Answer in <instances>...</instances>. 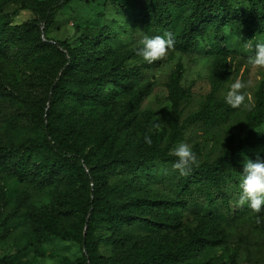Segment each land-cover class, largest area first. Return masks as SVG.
Here are the masks:
<instances>
[{"label":"rangeland","instance_id":"rangeland-1","mask_svg":"<svg viewBox=\"0 0 264 264\" xmlns=\"http://www.w3.org/2000/svg\"><path fill=\"white\" fill-rule=\"evenodd\" d=\"M227 1L231 12L248 13V0ZM32 17L30 11L23 10L13 18V24L21 26ZM108 28L118 34L109 42L111 49L123 56L122 66H140V74L132 94L112 83L106 84L112 85L109 92L114 90L111 92L116 108L113 113L101 109L97 116H91L84 111L87 104L83 103L75 114L67 116L73 131L64 137L63 143L80 146L85 154L82 165L85 176L77 184L69 183L61 171L35 169L34 160H49L52 155L49 148H32L46 133L44 113L49 108L41 96L47 86L41 82L38 58L29 57L23 46L16 51L11 45L12 35L2 34L0 147L11 149L12 153L1 156L0 259L7 258V264H84V252L75 238L82 215L77 201L84 195L113 202L129 214L126 223L109 224L105 215L94 221L91 229L102 238L99 248L104 256L133 260L141 259L148 251L179 250L190 242V234L194 233L208 241L206 248L192 253L184 262L172 264H248L249 253L257 264H264V225L255 222L259 214L247 205H236L240 174L235 173L223 191H218L194 171L190 191L182 192L179 187L182 175L172 168L174 162L138 158L133 160L135 170H131L124 157L127 142L157 131L162 135L159 147L164 151L170 153L181 142L187 143L197 155L199 166L212 164L227 148L238 146L247 136V110L234 109L222 122L191 124L189 121L190 114L199 110L210 93V39L187 53L171 49L159 65L145 67L148 63L135 52L142 37L150 36L147 26L141 27L105 0H74L57 13L52 26L42 30L40 42L66 41L77 47L83 34L99 35ZM225 34L233 55L232 76L216 95L224 98L230 84L242 79L249 85L246 92L253 108L264 69L249 65L242 45L252 38L234 16L225 26ZM259 40L264 42L262 37ZM179 62L184 66L181 86L190 90L189 98H178L169 84L170 74ZM87 66L82 68L88 71L95 68ZM90 77L96 78L97 74L79 72L69 76L65 86L84 87ZM143 89L149 92L146 96ZM134 95L140 101L130 105L129 98ZM62 107V104L57 106L56 116ZM81 112L87 121L81 120ZM159 121L163 124L157 129L154 124ZM257 133L264 137V124ZM17 150L27 158L29 174L23 179L11 170L19 159ZM257 156L264 159V146L244 147L237 152L235 160L243 164L245 158ZM110 163L116 168L105 167ZM223 194L227 195L229 206ZM172 205L181 213L171 212Z\"/></svg>","mask_w":264,"mask_h":264},{"label":"trees","instance_id":"trees-1","mask_svg":"<svg viewBox=\"0 0 264 264\" xmlns=\"http://www.w3.org/2000/svg\"><path fill=\"white\" fill-rule=\"evenodd\" d=\"M72 1L74 0H0V44L3 43L2 34L10 33L11 45L16 51L23 46L28 50L29 57H37L36 64L41 68V82L47 86L41 96V100L49 108L48 112L44 113L46 133L43 139L33 143L32 148H49L52 155L49 160H34L35 169L50 173L61 171L69 183L77 184L85 176L82 167L85 154L84 148L63 143L64 137L73 131L67 116L75 114L76 109L83 103L87 104L84 111L91 116H97V112L101 109L113 113L116 108L111 92L114 90L105 92L106 84L112 83L127 94H132L140 74V66L129 68L122 66L123 56L118 51H113L109 42L118 34L110 28L101 31L99 35L83 34L81 44L77 47H72L66 41H57L54 44L41 43L42 30L52 26L57 13ZM105 2L117 7L129 19L138 22L141 27L147 26L150 32L149 37L163 35L165 32L171 33L174 38V47L171 49H178L182 53L198 48L202 41L209 38L212 54L210 93L199 110L190 114L189 121L191 124L208 120L222 122L234 112V108L226 104L224 98L216 95L232 76L233 55L228 47L225 26L234 16L238 25L244 27L246 35L252 38L253 44L262 42L259 37L264 40V0H248V13L238 10L231 12V4L227 0H105ZM23 10L30 11L33 17L21 26L14 25L13 18ZM91 51L95 54H89ZM159 62L144 66L159 65ZM86 65L95 67L91 71L95 72L97 77H90L84 87L65 86L69 76L79 72L84 74L91 72L82 68ZM183 74L184 66L179 62L170 74L169 84L178 98H189L190 90L181 86ZM148 93L146 89H143V96ZM255 97V106L246 113L247 136L244 140L236 147L227 148L222 157L212 164H204L196 168L194 166L187 175H182L179 182L182 192L190 191L189 183L194 171L206 178L208 185L223 191L233 179L234 174H240L242 171L243 164L235 160L237 152L244 147L264 146V137H259L257 133V129L264 124V76ZM129 99L130 105L140 101V97L135 95ZM59 104L63 107L56 116L55 111ZM79 117L85 120L83 112ZM145 135L151 137L150 146L144 142ZM161 138L162 135L154 131L145 133L132 142H127L128 147L124 154L127 167L135 170L133 160L138 158L144 161L160 159L175 163L176 158L159 147ZM11 151V149L4 150L0 147V172L3 170L1 156H9ZM16 153L19 154V159L11 170L15 176L23 179L29 174L27 158L20 150ZM28 159L31 158L28 157ZM105 167L116 168L114 163L107 164ZM223 196L229 206L227 195L223 194ZM77 203L82 215L80 231L75 238L84 252V264H172L184 262L189 255L202 251L208 244V241L191 233L190 242L185 243L179 250H168L165 253L148 251L141 259L133 260H119L112 256H104L99 248L102 238L92 231V225L102 215L106 216L109 224L129 222L127 210L113 202L93 196L80 195ZM169 209L175 214L181 213L174 205ZM259 215L264 217V210ZM261 225H264V221ZM246 245L250 248L249 244ZM7 262V258L0 259V264H7ZM247 262L257 264L251 253L247 256Z\"/></svg>","mask_w":264,"mask_h":264},{"label":"clouds","instance_id":"clouds-1","mask_svg":"<svg viewBox=\"0 0 264 264\" xmlns=\"http://www.w3.org/2000/svg\"><path fill=\"white\" fill-rule=\"evenodd\" d=\"M122 19L124 20L123 17ZM238 39L241 40V37L239 36ZM242 46L244 52L248 54L249 65L256 69H264V42L253 44L251 39L244 42ZM172 47H174V38L171 33L165 32L163 35L152 37L144 35L139 41L135 54L148 64H153L164 59ZM248 86V83L242 79L234 80L225 94V103L234 109L250 111L252 105L246 92ZM111 88L112 85H106L105 92ZM162 124L163 121H159L154 124V127L158 129ZM144 142L150 146L151 137L145 135ZM169 155L176 157L172 168L178 170L181 175H187L194 166H199L197 155L187 143L181 142L170 151ZM239 189L240 193L236 201L238 207L247 205L252 212L257 214L264 210V159L257 156L256 159L245 158L243 160ZM262 221L264 217L257 215L255 222L260 224Z\"/></svg>","mask_w":264,"mask_h":264}]
</instances>
